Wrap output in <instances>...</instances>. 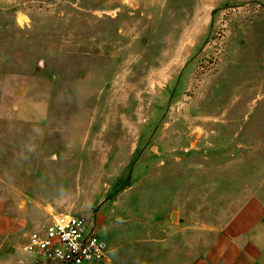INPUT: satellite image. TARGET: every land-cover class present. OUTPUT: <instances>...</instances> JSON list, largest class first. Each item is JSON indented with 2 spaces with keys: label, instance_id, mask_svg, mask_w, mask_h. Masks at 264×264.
<instances>
[{
  "label": "rangeland",
  "instance_id": "obj_1",
  "mask_svg": "<svg viewBox=\"0 0 264 264\" xmlns=\"http://www.w3.org/2000/svg\"><path fill=\"white\" fill-rule=\"evenodd\" d=\"M254 196L264 0H0V264L60 214L183 264Z\"/></svg>",
  "mask_w": 264,
  "mask_h": 264
},
{
  "label": "built area",
  "instance_id": "obj_2",
  "mask_svg": "<svg viewBox=\"0 0 264 264\" xmlns=\"http://www.w3.org/2000/svg\"><path fill=\"white\" fill-rule=\"evenodd\" d=\"M26 252L37 264H100L108 257L109 245L94 220L60 214L30 234Z\"/></svg>",
  "mask_w": 264,
  "mask_h": 264
},
{
  "label": "crops",
  "instance_id": "obj_3",
  "mask_svg": "<svg viewBox=\"0 0 264 264\" xmlns=\"http://www.w3.org/2000/svg\"><path fill=\"white\" fill-rule=\"evenodd\" d=\"M183 264H264V199H247L224 231Z\"/></svg>",
  "mask_w": 264,
  "mask_h": 264
},
{
  "label": "water",
  "instance_id": "obj_4",
  "mask_svg": "<svg viewBox=\"0 0 264 264\" xmlns=\"http://www.w3.org/2000/svg\"><path fill=\"white\" fill-rule=\"evenodd\" d=\"M153 151H154V149H153ZM171 219H172L173 221H177V219H178V214H177L176 212H174V213L172 214V216H171Z\"/></svg>",
  "mask_w": 264,
  "mask_h": 264
}]
</instances>
